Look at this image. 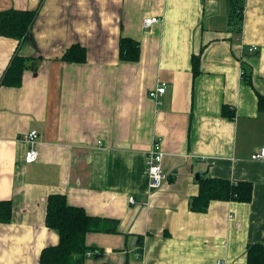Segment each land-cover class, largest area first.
<instances>
[{
    "label": "crops",
    "instance_id": "0c3cea01",
    "mask_svg": "<svg viewBox=\"0 0 264 264\" xmlns=\"http://www.w3.org/2000/svg\"><path fill=\"white\" fill-rule=\"evenodd\" d=\"M243 2L239 30L230 0H0V12L37 10L25 41L0 33V81L17 50L28 65L20 86L0 85V200L12 204L0 264H40L59 243L46 222L56 193L118 220L87 234L85 264H250L249 245L264 244V160L252 158L264 145V0ZM122 38L139 43L137 60L122 58ZM76 45L85 59H65ZM31 131L39 157L27 163ZM155 139L167 179L153 190ZM208 177L252 182L251 200L192 210Z\"/></svg>",
    "mask_w": 264,
    "mask_h": 264
},
{
    "label": "trees",
    "instance_id": "16d2710c",
    "mask_svg": "<svg viewBox=\"0 0 264 264\" xmlns=\"http://www.w3.org/2000/svg\"><path fill=\"white\" fill-rule=\"evenodd\" d=\"M230 23L239 25L242 29L244 2L230 0ZM37 10L10 9L0 12V33L17 37L25 41L29 35ZM75 49L80 52L78 57ZM140 54L139 43L131 38H122L121 56L128 60H137ZM84 60L85 50L76 45L66 51L65 59L73 57ZM199 58L194 59L195 73L198 71ZM27 59L17 50L12 62L4 72L0 85L20 86L23 82ZM226 108V107H225ZM259 109L264 110V95L259 94ZM232 112V111H231ZM226 111L228 116H232ZM200 192L191 199V208L196 211H205L209 203L215 199L250 201L253 193V184L250 181H231L224 178L208 177L200 182ZM12 216L10 200H0V222H8ZM47 225L57 229L60 241L56 245L47 246L40 256V264H85V253L88 250L86 236L91 231L116 232L118 220L108 217L89 215L83 207L72 205L65 194L56 193L48 198ZM248 262L250 264H264V244L252 243L248 247Z\"/></svg>",
    "mask_w": 264,
    "mask_h": 264
},
{
    "label": "built area",
    "instance_id": "2783aa9c",
    "mask_svg": "<svg viewBox=\"0 0 264 264\" xmlns=\"http://www.w3.org/2000/svg\"><path fill=\"white\" fill-rule=\"evenodd\" d=\"M159 20L157 16H151L144 19V26L150 27L152 24L156 23ZM259 48L256 45L251 46L250 51L252 53L258 52ZM168 88L167 82H162L157 88L152 89L150 91V97L157 100L158 96L164 94ZM38 137L37 131H31L28 134L25 135V138L28 140V142L31 144L29 150L26 153L25 161L27 163H31L33 161H36L39 157V150L35 146V141ZM165 152L162 148V144L160 140L155 139L153 142L152 147L147 153L146 157V164H145V173L149 179L150 182V188L151 189H157L160 188L165 180L167 179V174L164 171L163 168V160H164ZM253 159L255 160H264V145L259 150L256 151L253 156ZM131 202H135L134 196L130 197ZM217 264H231V262H227L224 260H218Z\"/></svg>",
    "mask_w": 264,
    "mask_h": 264
},
{
    "label": "water",
    "instance_id": "95a60500",
    "mask_svg": "<svg viewBox=\"0 0 264 264\" xmlns=\"http://www.w3.org/2000/svg\"><path fill=\"white\" fill-rule=\"evenodd\" d=\"M207 176V172H198L197 173V178H204Z\"/></svg>",
    "mask_w": 264,
    "mask_h": 264
}]
</instances>
